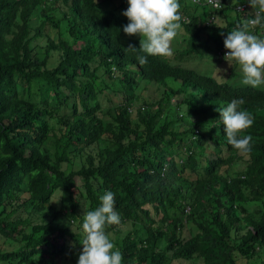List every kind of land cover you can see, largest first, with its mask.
Listing matches in <instances>:
<instances>
[{"label": "trees", "instance_id": "trees-1", "mask_svg": "<svg viewBox=\"0 0 264 264\" xmlns=\"http://www.w3.org/2000/svg\"><path fill=\"white\" fill-rule=\"evenodd\" d=\"M179 3L185 46L140 66L127 0H0V264H77L106 191L122 264H264V85L189 64L224 60L253 9ZM238 98L247 155L216 110Z\"/></svg>", "mask_w": 264, "mask_h": 264}, {"label": "clouds", "instance_id": "clouds-1", "mask_svg": "<svg viewBox=\"0 0 264 264\" xmlns=\"http://www.w3.org/2000/svg\"><path fill=\"white\" fill-rule=\"evenodd\" d=\"M211 2V0H210ZM253 14L245 19L243 25H237L224 39V47L228 51L224 60L229 66L236 62L242 69L243 78L237 81L242 85L259 88L264 85V38L255 35L250 29L264 27V0H247ZM128 7L122 12L128 23L123 32L129 37H140L139 51L136 55L140 66L148 63V56L171 57L172 42L184 31L181 21L179 0H127ZM215 6L221 7L220 0ZM126 50L136 52L137 48L129 44ZM220 70V69H218ZM245 104L243 98L233 99L227 106L216 110L224 126L228 144L239 154L247 155L252 149V136L245 134L254 124V117L241 108ZM207 131V130H206ZM100 205L83 214L82 250L77 264H122V252L116 248L107 228L121 222L115 210V193L106 191L100 197Z\"/></svg>", "mask_w": 264, "mask_h": 264}, {"label": "rangeland", "instance_id": "rangeland-1", "mask_svg": "<svg viewBox=\"0 0 264 264\" xmlns=\"http://www.w3.org/2000/svg\"><path fill=\"white\" fill-rule=\"evenodd\" d=\"M100 1V0H99ZM228 3H234L236 0H226ZM103 3V5L102 6H104V7H107V5L108 6H114L115 5V3H113V2H110V1H104V2H102ZM177 38H182L181 37V35L179 34L174 40H173V42H172V45H171V47H172V49H175V48H182V47H184L185 46V44H184V42L182 41V40H176ZM130 39H132V40H136V42H138V43H140V37L139 36H133V37H131ZM219 64H218V63ZM234 62V61H233ZM233 62H232V65H233ZM191 66H194V65H196L197 67H200V68H208L209 70H211L210 71V73H212L213 71H212V69H214L216 66L215 65H218L219 67H221V68H228L229 67V64L226 62V61H224V60H219L218 61V59L217 58H214V60H211V61H206V62H202V61H198V60H194V61H192V62H190L189 63ZM237 64V63H236ZM234 67V74L232 75V77H230V78H228V79H226L225 81L226 82H234V83H236V84H238V85H242V82H239V81H237V79L238 78H243V73H242V69H241V67L239 66V65H234L233 66ZM215 71V70H214ZM238 72V73H237ZM151 92V91H150ZM75 250L77 249V247L76 248H74ZM74 250V251H75ZM75 256H76V254H75ZM256 260L254 259V260H251L250 261V264H256ZM197 263V262H196ZM174 264H179V262H174Z\"/></svg>", "mask_w": 264, "mask_h": 264}, {"label": "built area", "instance_id": "built-area-1", "mask_svg": "<svg viewBox=\"0 0 264 264\" xmlns=\"http://www.w3.org/2000/svg\"><path fill=\"white\" fill-rule=\"evenodd\" d=\"M192 2L194 3H197V4H203V5H209V7L211 9H216L217 7L215 6V0H191ZM220 3L222 4V0H220ZM250 5L248 3H241L239 5H237V9L240 10V11H244L245 9H247ZM220 8V7H219ZM253 14V13H252ZM210 21V20H209Z\"/></svg>", "mask_w": 264, "mask_h": 264}]
</instances>
